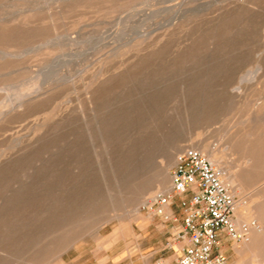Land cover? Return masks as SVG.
<instances>
[{"label": "rangeland", "instance_id": "374dc122", "mask_svg": "<svg viewBox=\"0 0 264 264\" xmlns=\"http://www.w3.org/2000/svg\"><path fill=\"white\" fill-rule=\"evenodd\" d=\"M0 50V264H166L139 194L159 154L180 143L170 182L197 139L227 175L264 134V0H0ZM228 186L262 201L264 170ZM247 242L226 264H264Z\"/></svg>", "mask_w": 264, "mask_h": 264}, {"label": "built area", "instance_id": "2783aa9c", "mask_svg": "<svg viewBox=\"0 0 264 264\" xmlns=\"http://www.w3.org/2000/svg\"><path fill=\"white\" fill-rule=\"evenodd\" d=\"M169 175L168 191L140 209L170 222L167 246L178 251L173 264H226L224 242L247 240L255 222H236L231 188L198 149L186 147L177 153ZM175 200L180 217L167 212Z\"/></svg>", "mask_w": 264, "mask_h": 264}, {"label": "bare ground", "instance_id": "6f19581e", "mask_svg": "<svg viewBox=\"0 0 264 264\" xmlns=\"http://www.w3.org/2000/svg\"><path fill=\"white\" fill-rule=\"evenodd\" d=\"M232 141V145L237 149L238 157L244 159V167L241 169V171H236L233 169L231 173L227 175H224L221 172H218V175L222 181L224 183H228V185H233V183L236 182V187L234 188L236 192L241 191L244 188L246 183L251 179V176L256 171L259 169L264 170V134H260L259 138L257 136L255 140L257 143L256 145L252 143L255 142L254 136L251 138V133L246 131H239L236 133ZM179 144L175 142L173 146H170L171 150L162 151L159 154L158 168L152 178V185L150 187H144L142 185V188L139 192L144 203L151 201L157 195V192H154L155 189L161 192L168 191L170 182L167 180V168L169 167V163L171 162V158L173 156L172 151L178 149ZM191 147H194L201 153H204L213 167H216L215 169L220 171L223 161V156H219L220 153L218 155L213 153L212 150H209V146L206 142H202L197 139L195 144H192ZM122 201L123 206H125L129 200L122 199ZM133 210H136L135 213L138 212L136 207H134ZM250 214L253 215L254 218L259 221V223H261V227L258 229H252L254 225L251 226V231H249V242L243 243L240 248H236V252L241 256L243 254L250 256L252 261L254 260L255 262V260H258V256H262V251H264V200L258 201L257 199H251V204L247 205H242V203L239 201L235 202V217L237 223L247 220Z\"/></svg>", "mask_w": 264, "mask_h": 264}, {"label": "crops", "instance_id": "0c3cea01", "mask_svg": "<svg viewBox=\"0 0 264 264\" xmlns=\"http://www.w3.org/2000/svg\"><path fill=\"white\" fill-rule=\"evenodd\" d=\"M169 210L172 211L173 213H176L177 216L180 217V209L178 208V206L176 204V200H175L174 204L172 206H170ZM156 217H158L159 219H161L159 216H156ZM166 225H168V224L165 223V226L164 227H166ZM170 229H171V226L168 227L167 230H166V228H163L162 236L165 235L166 231H170ZM172 249H174L173 252L171 251ZM168 250L171 251L172 253H169L166 256L167 259H168V262L166 264H172L173 261H174L173 256L174 255L176 256L178 254V251L175 250L174 247L173 248H170L169 247ZM137 259H140V262H139L140 264H154L152 258H150V257H145V258L137 257ZM130 263L131 264H137V261L130 260Z\"/></svg>", "mask_w": 264, "mask_h": 264}]
</instances>
